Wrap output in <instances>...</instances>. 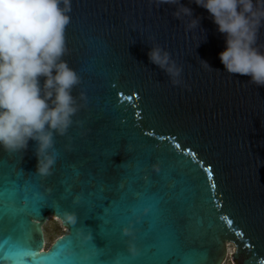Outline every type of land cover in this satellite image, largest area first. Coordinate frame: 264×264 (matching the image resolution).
<instances>
[{
  "label": "water",
  "instance_id": "obj_1",
  "mask_svg": "<svg viewBox=\"0 0 264 264\" xmlns=\"http://www.w3.org/2000/svg\"><path fill=\"white\" fill-rule=\"evenodd\" d=\"M181 3L200 25L188 29L192 17L177 19V5L156 0H71L62 59L78 76L77 111L53 134L46 174L35 170L34 142L0 148V264H71L89 240L101 242L106 264H122L140 243L130 228L105 240L104 209L87 213L86 202L107 208L126 196L131 205L140 194L163 198L182 249L199 264H223L228 254L233 264H264V86L223 71L222 35L206 10ZM154 45L182 68L181 83L148 61ZM255 46L264 51V21ZM48 216L65 232L43 249ZM143 231L151 240L148 222ZM10 249L57 254L9 259Z\"/></svg>",
  "mask_w": 264,
  "mask_h": 264
},
{
  "label": "clouds",
  "instance_id": "obj_2",
  "mask_svg": "<svg viewBox=\"0 0 264 264\" xmlns=\"http://www.w3.org/2000/svg\"><path fill=\"white\" fill-rule=\"evenodd\" d=\"M156 3L177 5L173 10L177 19L192 17L188 29L200 25L199 15L193 16V9L181 0ZM192 3L206 10L223 37L224 47L217 53L223 71L264 86V51L255 46L264 21V0ZM70 11L71 0H0V148L15 151L34 142V167L39 174H46L53 164L48 154L53 134H63L77 111L71 90L78 76L62 59ZM146 56L173 85L181 83L182 68L167 50L154 45L148 47ZM129 251L135 254L134 246Z\"/></svg>",
  "mask_w": 264,
  "mask_h": 264
},
{
  "label": "snow or ice",
  "instance_id": "obj_3",
  "mask_svg": "<svg viewBox=\"0 0 264 264\" xmlns=\"http://www.w3.org/2000/svg\"><path fill=\"white\" fill-rule=\"evenodd\" d=\"M119 95V94H118ZM204 171H207L205 169ZM25 199L29 198L25 196ZM101 199H103L101 197ZM40 197L31 199L30 210L35 213L40 207ZM107 203V201H105ZM163 198L158 195L140 194L134 204H129L126 196L120 200L113 201L110 207L105 208L104 204H93L87 201V213H91L93 208H103V215L98 219L103 221L100 229V235L105 240H111L112 237L118 236L123 239L127 233H120V228H130L134 233L136 240L140 243L141 251L134 256L122 257V264H167L171 257H179V264H199L196 259L192 258L194 250L185 251L180 245L179 238L175 229L172 227V221L169 216V210L162 207ZM13 211H15L13 209ZM148 222L154 229L152 239L150 240L143 231V225ZM108 225H111L109 228ZM31 238L30 234H27ZM97 243L91 240L83 245V251L86 255L73 256L71 264H106L99 257L104 252V248L98 247ZM57 247H60L58 245ZM108 247H111L109 244ZM155 249V251H152ZM54 250L47 256H38L35 251H24L19 249H10L6 254L9 259H22L24 256L32 257L33 261L48 260L56 255ZM67 259V258H65Z\"/></svg>",
  "mask_w": 264,
  "mask_h": 264
},
{
  "label": "rangeland",
  "instance_id": "obj_4",
  "mask_svg": "<svg viewBox=\"0 0 264 264\" xmlns=\"http://www.w3.org/2000/svg\"><path fill=\"white\" fill-rule=\"evenodd\" d=\"M42 227L45 240L44 249L47 248L59 235L65 232L64 227L61 225L59 219L55 216H48ZM232 250L233 245L228 244V253ZM223 264H233L229 254L227 255Z\"/></svg>",
  "mask_w": 264,
  "mask_h": 264
},
{
  "label": "bare ground",
  "instance_id": "obj_5",
  "mask_svg": "<svg viewBox=\"0 0 264 264\" xmlns=\"http://www.w3.org/2000/svg\"><path fill=\"white\" fill-rule=\"evenodd\" d=\"M64 230H65V228H64ZM43 249H44V247H43Z\"/></svg>",
  "mask_w": 264,
  "mask_h": 264
}]
</instances>
